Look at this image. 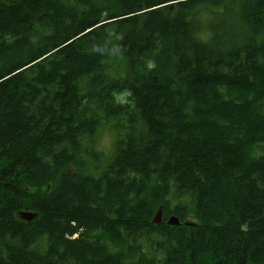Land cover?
Here are the masks:
<instances>
[{
    "label": "trees",
    "instance_id": "obj_1",
    "mask_svg": "<svg viewBox=\"0 0 264 264\" xmlns=\"http://www.w3.org/2000/svg\"><path fill=\"white\" fill-rule=\"evenodd\" d=\"M262 145L264 0H0V264H264Z\"/></svg>",
    "mask_w": 264,
    "mask_h": 264
},
{
    "label": "rangeland",
    "instance_id": "obj_2",
    "mask_svg": "<svg viewBox=\"0 0 264 264\" xmlns=\"http://www.w3.org/2000/svg\"><path fill=\"white\" fill-rule=\"evenodd\" d=\"M126 97V95H122L117 97V99L125 103ZM108 123L110 122L103 123L104 127L100 131L99 137H97L96 145L93 143V140H84L83 147H81V151H83V157L89 154L95 158L98 154L107 155L109 153L110 147L112 145V135L108 131V125H106ZM255 152L258 154H264V145H262L261 148L256 149ZM87 161L91 162L89 159ZM97 165L98 163L96 166Z\"/></svg>",
    "mask_w": 264,
    "mask_h": 264
},
{
    "label": "water",
    "instance_id": "obj_3",
    "mask_svg": "<svg viewBox=\"0 0 264 264\" xmlns=\"http://www.w3.org/2000/svg\"><path fill=\"white\" fill-rule=\"evenodd\" d=\"M19 219H21L24 222H31L34 219V216L32 214H25V213H20L18 214ZM162 221V209L161 207L158 208L157 213L155 214L154 218L152 219V223L155 225H160ZM167 225L169 227H176L179 225V220L176 217H170L167 220ZM186 226H188V224H185Z\"/></svg>",
    "mask_w": 264,
    "mask_h": 264
},
{
    "label": "bare ground",
    "instance_id": "obj_4",
    "mask_svg": "<svg viewBox=\"0 0 264 264\" xmlns=\"http://www.w3.org/2000/svg\"><path fill=\"white\" fill-rule=\"evenodd\" d=\"M181 64V63H180Z\"/></svg>",
    "mask_w": 264,
    "mask_h": 264
}]
</instances>
